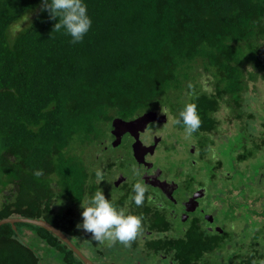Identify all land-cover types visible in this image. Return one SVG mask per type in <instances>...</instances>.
<instances>
[{
    "label": "trees",
    "instance_id": "1",
    "mask_svg": "<svg viewBox=\"0 0 264 264\" xmlns=\"http://www.w3.org/2000/svg\"><path fill=\"white\" fill-rule=\"evenodd\" d=\"M84 3L92 26L82 42L71 44L63 29L54 30L58 20L41 10L42 0H0V221L45 220L77 248V240L84 244L78 249L94 264H116L106 260L102 242L61 209L63 200L78 206L98 190L91 183L97 177L89 171L92 164L111 170L135 162L134 137L122 136L114 146L115 119L131 121L165 109L176 120L194 103L201 119L194 133L197 154L205 160L215 144L211 135L218 132L219 111L241 110L249 82L264 81V0ZM253 144L239 163L256 156L264 140ZM92 147L100 152L87 155ZM222 166L218 161L215 168ZM221 190L223 201L232 190ZM233 190L245 195L244 187ZM109 200L118 209L124 204ZM144 206L143 201L139 208ZM153 211L145 212L149 218L129 244L138 249L139 239L151 231L145 253L159 260L154 264H264L259 230L248 249L234 246L226 263L211 262L232 245L228 225L209 234L189 227L172 236L166 215ZM232 211L224 215L235 224ZM0 264L85 263L53 233L20 223L16 230L11 224L0 227Z\"/></svg>",
    "mask_w": 264,
    "mask_h": 264
},
{
    "label": "rangeland",
    "instance_id": "2",
    "mask_svg": "<svg viewBox=\"0 0 264 264\" xmlns=\"http://www.w3.org/2000/svg\"><path fill=\"white\" fill-rule=\"evenodd\" d=\"M32 17L33 15H30L23 20L15 27V31L26 26ZM245 99L247 100L242 105L247 106H243L241 110L235 113H232L226 107H222L217 114L220 119L218 132L211 135L212 140L215 141L211 152L209 151L205 162L190 167V172L193 175L201 179L203 183L204 181L207 183L210 198L207 200L206 205L209 208L211 207L209 211L211 210L215 214L217 223L223 224L224 227L228 225L231 233L232 245L229 246L230 243H228L226 249L220 252L221 254L210 259L211 262L220 261L226 263L227 258L233 255L229 251L232 248L234 249V246L240 251L248 249L250 244H252L255 231L259 230L260 237L264 243V145L261 146L256 156L244 160L242 163L238 161V156L254 150V141L259 143V141L264 140V127L261 126L264 125V81L249 82V91ZM164 110L160 109L157 111L158 113H155L158 115L167 114L169 123L158 124L153 128L154 130H147L143 136H150L155 131V133L162 134L165 137L164 144L155 156V160L158 163L166 161L170 167H175L178 164H184L185 167H188L190 159L196 158V156L188 155L186 151H188L187 148L192 145L196 137L194 133L188 136L184 129L174 123L175 115H171ZM250 114H254L255 118L249 120L248 115ZM238 115L243 116L238 119ZM181 147H183V151ZM87 152V155H95L100 152V148L92 147ZM196 159L198 160V158ZM218 161L222 162L223 165L220 169L215 168ZM90 168L100 174L105 173L107 169L105 164L99 166L98 164L96 166L92 164ZM124 169L127 175L135 177V171L132 167L124 166ZM118 170L117 168L113 170V172L115 171L113 173L114 176H117ZM214 174L215 177H218L217 181L210 179V176ZM254 182L256 183L255 186L253 185L255 184ZM219 186L222 189L224 187V189L232 190L225 195L227 202L230 203L229 205L225 202L223 203L222 199H220L221 188ZM234 187H239L240 189L244 187L245 195L242 196L239 190H233ZM232 205L235 210V213L233 211L232 213L238 218L235 224H231L230 220L224 215L225 209L231 208ZM79 216L76 217V221L81 223V215ZM245 225L249 227L248 230L245 229ZM76 245L81 250L84 247V244L80 243L79 240L76 241ZM99 245L101 246L100 250L103 251L106 260L109 262L116 261L117 264H134L136 262L154 264L153 262H159L155 256H147L148 253L139 248H133L130 244L125 246L116 242L114 244L101 243ZM91 251L94 254V251ZM102 257L94 256L93 258L98 261ZM160 262L163 263L164 261L160 260Z\"/></svg>",
    "mask_w": 264,
    "mask_h": 264
},
{
    "label": "flooded vegetation",
    "instance_id": "3",
    "mask_svg": "<svg viewBox=\"0 0 264 264\" xmlns=\"http://www.w3.org/2000/svg\"><path fill=\"white\" fill-rule=\"evenodd\" d=\"M152 119L153 120L149 123L146 129L143 130L142 128H139L134 132V135L127 133L123 136H129L130 139L134 137L135 144L137 135L142 144L143 152L139 153V160L135 158V162L131 165L132 169L135 171V177L127 175L124 168L121 169L120 167H117V169H119L117 176L113 175L115 172H113V170L115 168L111 170L106 169L105 173H101L102 180L98 182V177H96L94 180L92 179L93 181H91V183L95 181L98 190H102L106 198L113 200V202H124L120 207L124 210L125 214H132L141 217L142 228L145 226V221L149 218V215H145V212L152 209L154 210L153 212L166 215V219L162 218V216L161 218L165 220L167 225L171 224L169 233L172 236L185 234L189 227L196 229L198 226L201 231H206L207 234L214 233L213 231L221 229L223 224L216 222L217 219L215 214H213L211 210L209 211L211 207L209 208V206L206 205L207 200L210 198L206 181L203 183L201 179H198L192 172H190V167L192 165L197 166L198 164H201V162H205L209 151L206 154L205 160L197 155V147L199 144L198 139L195 136L196 138H194V142L187 148L188 151L186 152L188 155L196 156L198 160L196 158L190 159V165H188V167H185L184 164L170 167L166 161H164V163H158L155 160V156L160 147L164 144L165 137L162 134L155 133V131L152 132V135L150 136H143V134H145L147 130L153 129L158 124H168L169 117L168 115H157L156 118ZM134 144L132 145V148ZM181 150H184L183 147H181ZM135 155L134 152V156ZM89 171L92 172L91 169ZM210 179L212 181H217L218 177L212 175L210 176ZM136 183H141L145 188L144 208H139L140 206L133 207V202L129 199L130 196L133 195V185ZM219 188L222 189L220 186ZM221 189L220 197L223 193ZM223 201L228 205L230 204L225 197L223 198ZM86 202L87 198L83 203ZM62 204L63 208L61 209L66 212L71 211V214L74 217H80L79 215H81L82 212L81 204L77 206L74 203L65 200H63ZM219 205H221V203H219ZM57 207L60 206L58 205ZM231 207L233 208V205ZM226 211L227 209H225V212ZM145 234L146 236L142 235L138 242V247L140 249L142 248L141 250L144 252L146 250L147 242L149 241L148 237L154 235L151 231H146ZM134 264L140 263L136 262Z\"/></svg>",
    "mask_w": 264,
    "mask_h": 264
},
{
    "label": "clouds",
    "instance_id": "4",
    "mask_svg": "<svg viewBox=\"0 0 264 264\" xmlns=\"http://www.w3.org/2000/svg\"><path fill=\"white\" fill-rule=\"evenodd\" d=\"M42 11L58 20L54 30L63 29L64 35L70 37L71 44L83 41L92 26V19L88 15L84 0H42ZM182 125L185 133L191 136L197 132L201 119L194 103H188L179 112V118L174 121ZM37 175L40 173L37 172ZM98 182L102 180L97 172ZM133 195L130 200L140 206L144 201L145 188L141 183L133 185ZM81 223L76 227L90 233L91 237L100 242L114 244L119 242L127 246L133 241L138 232L142 231V219L139 216L125 214L122 208L118 209L102 190L92 194L86 203L81 204Z\"/></svg>",
    "mask_w": 264,
    "mask_h": 264
},
{
    "label": "water",
    "instance_id": "5",
    "mask_svg": "<svg viewBox=\"0 0 264 264\" xmlns=\"http://www.w3.org/2000/svg\"><path fill=\"white\" fill-rule=\"evenodd\" d=\"M158 114L155 112H148L143 114V116L138 117L133 121H124L123 119H115L113 121V135L116 137V141L114 146H117L122 141V136L127 133L134 135V132L142 128L143 130L147 128L149 123L153 120L152 118H156ZM166 115V114H165ZM141 142L139 137L136 135V143L133 146V150L135 152V158L139 160V153L143 152V148L141 146ZM144 158V156H143ZM140 162V161H139ZM32 224L38 227H42L45 230L53 233L56 237H58L61 241L65 242L75 253L76 255L85 263V264H94L90 259H88L69 239V237L60 229L54 227L52 224L48 223L42 219H30V218H7L0 221V227L6 224H11L13 228L16 230V224Z\"/></svg>",
    "mask_w": 264,
    "mask_h": 264
}]
</instances>
